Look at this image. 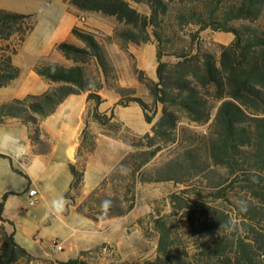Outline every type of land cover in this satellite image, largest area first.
Wrapping results in <instances>:
<instances>
[{"label":"trees","instance_id":"1","mask_svg":"<svg viewBox=\"0 0 264 264\" xmlns=\"http://www.w3.org/2000/svg\"><path fill=\"white\" fill-rule=\"evenodd\" d=\"M63 1L79 11L114 17L118 22L131 27L130 30L120 32L118 35L125 42L134 44L147 43L150 40L147 27L152 26L154 29L159 27V17L167 13L171 2V0H133L135 3L147 4L150 16H145L133 9L128 0ZM257 1L240 0L229 6L225 15L228 19L255 20L260 13ZM181 13L179 15L181 23L197 25L199 30L214 23L212 20L214 10H210L208 18H205L198 8H186ZM33 18V14L0 9V88L7 87L20 75V68L14 65L12 58L33 32L35 28ZM132 28L139 31L141 36H136ZM232 32L234 40L227 46H219L218 59L211 52L194 49L193 44L185 51H167L159 33L153 32L158 42L157 80L150 79L143 71H135L137 80L144 85L151 97V105L137 97L135 89L106 83V87L119 97L117 105L125 107L130 103L138 104L143 112L144 121L151 125L149 132L132 135L131 140L111 132L118 127L119 122L112 111L108 113L98 110V106L103 102V98L98 94L103 88L102 83H92L86 76L84 65L91 61L105 79L109 73H113L105 48L97 41L94 34L73 27L71 34L82 46L65 41L56 45V50L73 65L65 67L44 59L37 60L32 65V71L50 87L40 94H28L21 99L1 102L0 125L8 118L18 119L28 127L29 139L34 143L37 138L32 137L31 127L38 134L41 119L53 114L66 97L82 92L88 93L89 119L103 128L107 127V132L104 133L106 137L119 140L132 149L111 169L109 176L102 182L104 185L110 179L111 182L118 181L117 184L112 183L115 187L113 190L115 197L111 199V213L106 215V217H117L133 209L138 183L175 181L181 184L182 180L177 179L180 171H189L186 179H193L201 173L202 159L192 149L185 150L183 161L176 164L170 160L161 166L158 170L164 173L162 178L149 173L147 166L168 145L176 143L180 132L188 130L180 127L182 120L203 125L213 115L211 126L213 131L209 135V147L215 163L219 161L218 163H224L237 170L239 164L237 157H239L242 165L248 166L241 170L251 175L247 182L252 197L258 199L264 206V108H262L264 37L252 34L244 38L241 37L240 31ZM166 56L174 57L175 61H163ZM158 106H160V116L155 118ZM126 132L129 133V130L126 129ZM80 137L77 153L81 152L84 143L89 140L86 154L90 155L95 149V140L89 135L86 126ZM36 153L42 152L36 151ZM68 170L72 179L68 192L64 195L65 199L69 192L78 191L83 185L85 167L70 162ZM189 188L185 185L180 194L170 196L172 206L170 215L155 219L154 228L158 233L156 256L151 261L146 260L145 264H194L186 251L183 257L172 252L173 225L168 219L176 215L190 220L194 235L211 243L210 248L213 252L223 256L222 264H264V208L253 209L243 218L241 225L244 233L247 234L235 233L238 231V225L231 232H227L220 229V225H228L231 220L225 212L215 207H205L207 211L192 221L190 214L185 211L191 208L186 202ZM99 191V188H95L91 192V198ZM5 197L6 195L2 200ZM115 207L118 212L113 211ZM1 210L2 202L0 213ZM76 212L87 219L98 221L97 217L86 214L83 210L79 209ZM0 219L11 224L3 218ZM0 237L3 245L0 264H12L20 258L34 260L27 250L15 242L14 231L8 234L0 226ZM59 264L87 263L82 259H70Z\"/></svg>","mask_w":264,"mask_h":264},{"label":"rangeland","instance_id":"2","mask_svg":"<svg viewBox=\"0 0 264 264\" xmlns=\"http://www.w3.org/2000/svg\"><path fill=\"white\" fill-rule=\"evenodd\" d=\"M29 1L30 0H0V7H4L5 10L10 11H36L39 6L33 5ZM51 1L54 4L57 2V0ZM239 1L240 0H171L167 13L159 17V27L156 29L152 26L147 27L146 30L150 40L147 43L139 44L125 42L118 35L120 32L130 30L131 27L118 22L114 17L97 13L103 18V23L93 30H88V32L94 34L97 41L105 48L109 62L113 67V73H109L108 77L105 79L94 65V62L91 61L84 65L88 81L92 83H102L103 88L107 90L109 89L106 87V83L118 85L122 88H129L123 87L119 83L121 77L124 76L125 79L127 78V76H125L127 65L131 64V73L135 77V71L140 70L135 68L134 59L132 55L128 53L127 45L130 44L136 47L152 43L156 48L158 42L153 32L159 33L162 38L163 46H165L167 51H185L193 44L194 49L199 48L201 51L211 52L217 59L220 51L219 46H227L234 40L233 30L240 31L241 37L244 38L252 34L264 37V0L257 1L260 13L255 20L228 19L225 15L226 10L229 6ZM128 3L140 14L150 16V9L147 4L135 3L133 0H128ZM186 8H198L204 14L205 18L209 17L210 10H214L212 19L214 23L203 30H199V27L194 24L181 23L179 15L182 14L181 12ZM33 19L36 23L35 16ZM132 30L135 32L136 36H141L139 31L133 28ZM226 30L230 31L226 32ZM37 36V33L32 32L26 38L28 39L26 44H22L17 54L13 56L16 66L19 65L25 68L32 59H35L36 54L33 51L35 49ZM77 45L82 46L80 42L77 43ZM44 60L50 63H56L49 61L47 58ZM163 61L173 62L175 58L166 56L163 58ZM61 65L69 67L72 66L73 63L63 60ZM28 70L32 71V66L29 67ZM156 80L157 79H155V81ZM143 88L144 91L142 94H137L135 90V95L151 105V97L144 85ZM262 108H264V105ZM159 116L160 106L157 108L155 118ZM212 117L203 125L187 123L185 120H182L180 127H185L188 130L180 132L176 143L168 145L163 151L157 154L147 166L149 173L162 178L164 173L158 170L161 166L170 160H173L176 164L183 161L185 150L192 149L198 153L202 159L201 173L193 179H186L189 171H180L177 174V179L182 180L181 184H177L175 181L138 183L136 185L135 205L133 209L125 215L106 217V215L111 213L110 207L106 209L101 208L102 202L110 201L111 203V199L115 197L113 191L115 187H113L112 183L114 182V184H117L118 181L111 182L110 179L104 185L102 182L109 176L111 169L132 151V149L125 144V153L123 156L113 163L105 177L96 186L91 190H87L83 183L78 191H71L68 193L66 199L68 201L67 210L77 213L76 211L80 209L86 214L98 218V221L88 219L91 222L89 228H84L70 222V220L65 218L64 214L60 216V219H42L43 212H36L32 208L33 205H29L27 201H24L23 198L16 195L17 197L11 200V208L15 213V217H17L16 219L22 222H24L25 219L33 221V223L36 224L28 228V230H26L27 232L23 233L26 238H24L22 245H20L34 257V260L29 261L26 258H20L12 264H59L65 263L66 261L62 262L60 260L66 257H76V259L84 260L87 264H145L146 260L151 261L156 256L158 233L154 228L155 219L171 214L172 206L170 196L172 194H180L181 190L185 188V185L190 187L188 191L189 197L186 202L191 207L185 211L190 214L192 221H195L199 215L207 211L205 207H215L225 212L231 221H236L238 231L234 230L235 233L247 234L244 233V228L241 225L243 218L247 217L253 209H258L259 207L264 208V206L259 203L258 199L252 197V191L247 182V179L249 177L251 178V175L241 170L248 168V166L246 164L242 165L239 157H237V163H239L237 164V170L228 167L224 163H218L219 161L215 163L209 147V135H211L213 131L211 127ZM121 124L122 123L119 122L118 127L112 129L111 132L126 136L131 140L133 138L132 135H143L134 133ZM98 126L99 131L97 133L104 135V133L107 132V127L103 128L100 125ZM126 129L129 130V133L126 132ZM86 130L95 140V135L97 134L92 133L88 125L86 126ZM31 134L33 138H37V141L33 143L35 151L50 150L51 141L47 135L42 133L41 130L37 134L33 127H31ZM89 144V140L85 142L79 154L76 150L75 161H72V164L76 166L85 165V160L88 156L86 154V148ZM120 153V150L117 148L111 154L112 157H114L120 155ZM57 158L60 159V157ZM42 161H44V159H42ZM240 164L243 168L239 166ZM70 176L67 166L62 163V166L56 170L55 182L52 183V186L58 190L66 189L70 181ZM95 180L97 179L93 177L89 179L86 188H89L93 182L95 183ZM25 183V179L21 174H16L13 177L12 186L14 188L21 190L25 187ZM95 188H99L100 191L91 198V192ZM42 210H45V207H43ZM113 211L118 212V209L115 207ZM168 221L173 225L172 232L174 237L171 246L172 252L183 257L186 251L194 264H222L224 260L223 256L213 252L212 248H210L211 243L199 239L194 235L190 220L187 219V217L182 218L180 215H176L172 216ZM56 225L62 226V233L54 232V227ZM0 226L3 227L8 234L13 231V226L3 222L1 219ZM82 234L90 236L89 244L82 245L75 242L76 237ZM67 235L69 236V240H71L70 248L74 249L70 250L68 241H64V237ZM54 243L61 244L63 248L61 252L53 248ZM2 249L3 245L0 237V260ZM45 253H47V255L44 256Z\"/></svg>","mask_w":264,"mask_h":264},{"label":"crops","instance_id":"3","mask_svg":"<svg viewBox=\"0 0 264 264\" xmlns=\"http://www.w3.org/2000/svg\"><path fill=\"white\" fill-rule=\"evenodd\" d=\"M29 2L33 5H38V9L36 11L16 10L15 12L33 14L36 18L33 30V33L38 34L33 51L36 54L35 59H32L25 68L17 66L20 68V75L7 87L0 88V103L21 99L28 94L45 92L50 85L33 71L28 70L29 67L41 58H47L51 62L62 64L65 59L56 50V45L63 41L76 45L79 43L71 34L72 28L78 27L88 31L99 27L103 23V18L99 14L79 11L63 0H57L56 4L51 0H30ZM0 9L5 8L0 7ZM27 41L28 39L23 44L25 45ZM127 51L134 59L135 68L143 71L150 79L155 81L157 66L155 45L151 43L134 47L129 44L127 45ZM12 60L14 63V57ZM131 68V64H128L125 75L127 78L121 77L119 83L123 87L135 89L137 94H142L144 91L143 85L131 73ZM98 94L103 98V102L98 106L99 112L109 113L112 111L115 118L134 133L144 134L150 130L151 125L144 121L143 112L138 104L130 103L125 107L119 106L117 105L119 100L117 94L105 88L100 89ZM87 96L88 93L83 92L70 95L56 107L53 114L41 119L40 130L51 141L49 151H41L42 153L40 154L36 153L35 147L29 139L28 127L18 119L8 118L0 125V129L15 133L26 150L24 156L19 159L8 153L0 152V203L2 202L0 216L12 224L14 240L19 246L22 245L24 238H26L23 233L27 232L26 230L35 223L25 219L24 222L16 219L17 217H15V213L11 208V200L18 196L27 201V189L29 187L36 188L39 192V197L36 204L32 206L33 210L43 212L42 219H60V217L49 214V205L53 199L60 196L64 197L68 187L58 190L52 186V183L55 182L56 170L62 166V163L68 168V164L75 161L76 150L80 143V134L85 126L88 125L92 133L97 134L95 135V149L85 160L83 179L85 189L91 190L96 186L105 177L113 163L118 161L125 153V145L123 143L97 133L99 126L91 121L87 115V109L90 105ZM117 148L121 152L120 155L112 157L111 153ZM57 157H60V159ZM16 174H21L26 182L25 187L21 190L12 186V180ZM92 177L97 180H95V183L92 181L93 184L86 188L88 180ZM71 179L72 177L70 176V181ZM4 195L6 197L2 200ZM43 207H45V210H42ZM63 214L65 218L74 224L84 228L91 226V222L88 219L71 210H67V208ZM61 227L56 225L54 232L62 233ZM68 235L64 237V241H68V246L71 250L74 248H70L71 240H69ZM75 242L82 245L89 244L90 236L87 234L79 235L76 237ZM68 259H76V257H66L60 261L65 262Z\"/></svg>","mask_w":264,"mask_h":264},{"label":"clouds","instance_id":"4","mask_svg":"<svg viewBox=\"0 0 264 264\" xmlns=\"http://www.w3.org/2000/svg\"><path fill=\"white\" fill-rule=\"evenodd\" d=\"M25 147L20 142L15 133L0 129V152H5L12 155L14 158H22L25 154ZM68 201L60 196L53 199L49 205V214L60 217L66 211ZM110 207V201H104L101 204L102 209ZM236 226V221H230L228 225H220V229H224L227 232H231ZM219 229V230H220Z\"/></svg>","mask_w":264,"mask_h":264},{"label":"built area","instance_id":"5","mask_svg":"<svg viewBox=\"0 0 264 264\" xmlns=\"http://www.w3.org/2000/svg\"><path fill=\"white\" fill-rule=\"evenodd\" d=\"M38 197H39V192L36 188H32V187H29L27 189V203L29 205H34L36 204L37 200H38ZM53 248L56 250V251H62V246L61 244L59 243H54L53 244Z\"/></svg>","mask_w":264,"mask_h":264}]
</instances>
